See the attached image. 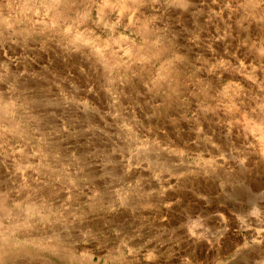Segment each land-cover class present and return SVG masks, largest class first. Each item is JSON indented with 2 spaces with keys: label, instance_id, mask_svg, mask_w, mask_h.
I'll return each instance as SVG.
<instances>
[{
  "label": "rangeland",
  "instance_id": "rangeland-1",
  "mask_svg": "<svg viewBox=\"0 0 264 264\" xmlns=\"http://www.w3.org/2000/svg\"><path fill=\"white\" fill-rule=\"evenodd\" d=\"M0 264H264V0H0Z\"/></svg>",
  "mask_w": 264,
  "mask_h": 264
},
{
  "label": "bare ground",
  "instance_id": "bare-ground-1",
  "mask_svg": "<svg viewBox=\"0 0 264 264\" xmlns=\"http://www.w3.org/2000/svg\"><path fill=\"white\" fill-rule=\"evenodd\" d=\"M55 246V245H54Z\"/></svg>",
  "mask_w": 264,
  "mask_h": 264
}]
</instances>
